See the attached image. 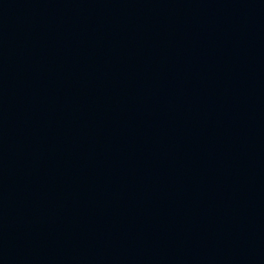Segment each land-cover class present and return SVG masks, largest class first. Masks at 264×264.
<instances>
[{
	"label": "water",
	"instance_id": "obj_1",
	"mask_svg": "<svg viewBox=\"0 0 264 264\" xmlns=\"http://www.w3.org/2000/svg\"><path fill=\"white\" fill-rule=\"evenodd\" d=\"M0 264H264V0H0Z\"/></svg>",
	"mask_w": 264,
	"mask_h": 264
}]
</instances>
